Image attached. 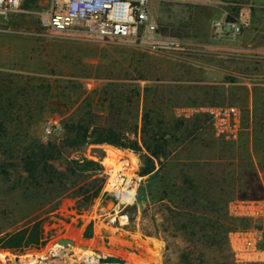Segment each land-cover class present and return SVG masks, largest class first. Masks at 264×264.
Here are the masks:
<instances>
[{
    "label": "rangeland",
    "instance_id": "rangeland-1",
    "mask_svg": "<svg viewBox=\"0 0 264 264\" xmlns=\"http://www.w3.org/2000/svg\"><path fill=\"white\" fill-rule=\"evenodd\" d=\"M47 1L25 0L19 12L0 15V230L39 220L48 239L39 250L0 251V264H86L84 250L123 264H264L236 257L232 244L237 235L248 239V231L264 242V59L216 57L205 43L217 9L156 0L150 8L158 32L175 39L179 50L153 53L132 38L43 29L37 13ZM220 1L228 16L243 5L264 4ZM250 9L253 27L262 28L264 8ZM87 100L95 114L91 124L121 128L129 138L139 139L141 131L148 137L149 121L163 124L158 137L166 141L167 158L153 180L138 175L140 154L117 148L116 163L133 156L140 177L136 204L125 210L122 226L105 212L112 209L108 197L98 194L77 210L73 199L57 193L56 181L33 189L24 180V150L59 146L64 121L88 119ZM215 105L240 110L236 141L214 135L204 108ZM179 120L183 124L174 127ZM46 126L53 129L48 136ZM105 145L85 153L105 147L103 170L111 149ZM51 154L56 170L76 158L68 151ZM59 239L73 244L59 245Z\"/></svg>",
    "mask_w": 264,
    "mask_h": 264
},
{
    "label": "built area",
    "instance_id": "built-area-1",
    "mask_svg": "<svg viewBox=\"0 0 264 264\" xmlns=\"http://www.w3.org/2000/svg\"><path fill=\"white\" fill-rule=\"evenodd\" d=\"M24 1L0 0V15L19 12ZM150 1L48 0L45 7L37 13V19L43 29L54 33H68L80 29L97 38H132L143 42L146 49L153 53L179 50L175 39L164 37L158 32ZM251 6V4L243 5L232 16L223 13L213 19L209 28V43L220 44L221 41L229 42L239 37L249 25ZM227 57L228 54H218L220 59ZM85 85L89 87L88 83ZM204 112L210 120L215 136L229 141L238 139L242 128L240 110L236 106H206ZM52 130L51 127L46 126L43 130L44 136L52 134ZM121 161L122 158H119L118 162ZM124 167L121 166V169L114 172L104 167L105 177L98 196V198L108 197L111 200L112 209L105 212L112 213L109 215L110 221L116 222L119 226L127 223L128 216L125 210L136 204V192L140 180L136 169L131 176H128L123 173ZM244 235H237L233 239L232 244L236 246L233 249L235 256L248 261H264V242L255 239L256 232L248 231V239H243ZM242 240H245V244H239Z\"/></svg>",
    "mask_w": 264,
    "mask_h": 264
},
{
    "label": "trees",
    "instance_id": "trees-1",
    "mask_svg": "<svg viewBox=\"0 0 264 264\" xmlns=\"http://www.w3.org/2000/svg\"><path fill=\"white\" fill-rule=\"evenodd\" d=\"M145 93L148 91L145 88ZM139 91L136 90L135 102H138ZM85 115L88 119H77L73 117L62 123V138L60 145L49 143L47 146L37 144L19 158L25 181L38 189L44 184L57 182L59 195H68L75 201L76 209L86 210L91 200L98 196L104 176L102 174L101 159L104 157L102 148L92 147L89 149V157L85 156L88 147L92 145L107 144L119 149H127L141 156V166L138 170L139 176H148L153 180L166 160L165 139L159 136L164 130L160 122H148L149 136H141L137 139L129 138L125 130L108 125L91 124L90 117L95 116L91 109V102L86 101ZM144 121V119H143ZM183 124L182 120L175 123L176 128ZM136 126V125H135ZM134 126V128H135ZM144 126V124H143ZM159 126V127H158ZM135 133V132H134ZM165 135V133H164ZM167 135V133H166ZM62 151L74 153L75 159L65 160L62 170H56L49 160L56 159L51 153ZM156 163L158 167H156ZM255 172V171H254ZM188 182L187 179H185ZM258 187L261 188L257 178ZM191 185V184H190ZM28 187L25 188V190ZM48 239L43 236L42 226L39 220L28 221L25 225L12 231L0 230V251H9L22 254L27 250H39Z\"/></svg>",
    "mask_w": 264,
    "mask_h": 264
},
{
    "label": "crops",
    "instance_id": "crops-1",
    "mask_svg": "<svg viewBox=\"0 0 264 264\" xmlns=\"http://www.w3.org/2000/svg\"><path fill=\"white\" fill-rule=\"evenodd\" d=\"M155 1L156 0H151L150 5L153 4ZM164 1L173 3V4L201 5L208 9H212V10L214 9L215 11L217 9L220 12L216 17H214V19L221 16L222 12L225 11V10H222L223 8L221 7V5H225V3L221 2L220 0H164ZM249 4L252 5L251 8H256V7L264 8V4L263 5H255L252 3H249ZM252 19L253 17H252L251 9H250L249 10V21H250L249 25L242 31L239 37L229 42L221 41L220 44L209 43V40H207L205 45L209 48L213 47L215 49L217 58H218V54L223 53V54L231 55L234 60L258 61V60L264 59V38L261 39L262 36H264V25H262L263 26L262 28L253 27ZM258 39H260L261 41H259ZM105 146L111 147L112 149L118 152L121 151L113 146H109V145H105ZM162 201L163 200H160V202ZM246 207H249V206H246ZM251 213L252 211L249 210L248 214H251Z\"/></svg>",
    "mask_w": 264,
    "mask_h": 264
},
{
    "label": "bare ground",
    "instance_id": "bare-ground-1",
    "mask_svg": "<svg viewBox=\"0 0 264 264\" xmlns=\"http://www.w3.org/2000/svg\"><path fill=\"white\" fill-rule=\"evenodd\" d=\"M120 156H122V154H120V152L111 148L110 152L107 154V157L102 160V163L106 167L110 168V171H112V172H114L118 169H121V166H125L123 168V173L128 175V176H131L133 174L135 167H136L135 158L133 156L129 155L126 158L125 157L122 158L121 162L116 163V158L120 157ZM56 243L61 245V243H59V242H56ZM52 249L56 250L57 245L52 246ZM82 256H83V259H84L86 264H95L98 262V260H97L98 257L95 254L94 255L90 254V252H88L87 250H84ZM18 259H19V261H21L22 257H18ZM38 259L43 260L44 258H38ZM37 262H39V260H37Z\"/></svg>",
    "mask_w": 264,
    "mask_h": 264
},
{
    "label": "water",
    "instance_id": "water-1",
    "mask_svg": "<svg viewBox=\"0 0 264 264\" xmlns=\"http://www.w3.org/2000/svg\"><path fill=\"white\" fill-rule=\"evenodd\" d=\"M57 242L61 243V245H72L73 244L70 239H59ZM97 260L98 262H103V263L123 264L125 262L124 259L117 258L111 255H106L104 257H98Z\"/></svg>",
    "mask_w": 264,
    "mask_h": 264
}]
</instances>
